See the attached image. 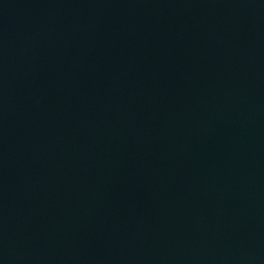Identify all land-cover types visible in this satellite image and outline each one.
I'll list each match as a JSON object with an SVG mask.
<instances>
[{"label":"water","instance_id":"1","mask_svg":"<svg viewBox=\"0 0 264 264\" xmlns=\"http://www.w3.org/2000/svg\"><path fill=\"white\" fill-rule=\"evenodd\" d=\"M0 264H264V0H0Z\"/></svg>","mask_w":264,"mask_h":264}]
</instances>
